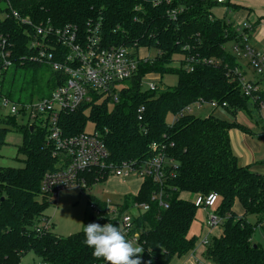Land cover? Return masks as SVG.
I'll list each match as a JSON object with an SVG mask.
<instances>
[{
	"label": "trees",
	"instance_id": "trees-1",
	"mask_svg": "<svg viewBox=\"0 0 264 264\" xmlns=\"http://www.w3.org/2000/svg\"><path fill=\"white\" fill-rule=\"evenodd\" d=\"M7 1L10 10L33 22L49 20L55 27L72 24L81 30L88 22L99 23L105 46L136 43L156 51L123 83L118 103L109 99L98 103L94 96L92 103L59 117L66 137L85 132L90 124L102 136L112 163L145 161L152 156L153 143L167 154L169 178L162 197L167 208L150 201L156 186L149 179L141 184L136 196H124V207L133 202L149 205V210L135 221L140 234L138 245L145 249L143 264L149 260L152 264H172L175 258L194 250L198 237L190 235V229L198 209L192 199L212 192L219 196L215 214L220 219L221 234L208 240L205 259L210 264H264V249L252 241L257 225L264 223V175L238 164L229 141V131L237 124L184 112L197 102H214L233 115L248 109L250 99L243 95L240 83L227 74L228 68L239 67V58L226 44L237 41L239 34L227 18H214L212 9L218 5L207 0H173L170 6L159 7L143 0H0V16L9 12ZM169 8H181L175 19L167 14ZM1 34L10 36L14 43L13 65L2 83L5 96L20 103L34 99H15L14 85L20 80L17 92L26 93L38 85L43 70L49 72L48 94L59 75L45 66L20 60L30 53L20 25L12 18L0 17ZM175 56L181 57L178 68L171 66ZM186 58L194 59L190 72L185 69ZM200 59L219 64H203ZM149 74H174L177 83L161 93L157 89L149 91L141 84ZM256 96L253 103L259 108L264 104V89ZM141 108L138 120L137 110ZM168 116L175 120L168 122ZM5 123L22 134L17 153L24 159L20 168L0 166V264H20L30 252L38 258V264L101 262L103 258H94L92 249L82 243L83 230L57 237L52 234V226L43 228L48 221L44 213L51 202L41 194V181L45 174L55 171L57 159L45 145L46 133L36 125L33 129L17 126L15 118ZM8 131L0 127V148L6 144ZM87 179L89 188L97 184L92 175ZM182 193L189 194L190 199H181ZM235 202L241 205L242 216L235 214ZM249 216L256 217L255 225L248 221Z\"/></svg>",
	"mask_w": 264,
	"mask_h": 264
},
{
	"label": "built area",
	"instance_id": "built-area-1",
	"mask_svg": "<svg viewBox=\"0 0 264 264\" xmlns=\"http://www.w3.org/2000/svg\"><path fill=\"white\" fill-rule=\"evenodd\" d=\"M152 7L162 5L170 6L173 0H143ZM216 5H225L227 0H207ZM5 6L8 13L1 18L14 19L21 28L22 35L26 37V48L30 52L22 56V62H34L50 69L59 75L55 80V87L42 97L31 101L17 102L5 96L2 83L6 72L13 65L12 51L14 43L8 35H0V127H8L5 121L15 118L16 124L21 119V125L38 129L46 133L45 145L52 151L57 159L55 171L48 172L41 181V194L49 202L55 199L61 191L89 189L88 175L94 177L95 183L111 176L119 178H135L141 181L151 180L155 189L151 190L150 201H156L164 208L162 197L167 179V157L164 150L155 143L151 144L152 156L145 161H123L112 163L105 147L102 136L94 128L85 130L78 135L66 137L62 133L59 117L78 110L83 104L92 103L94 96L96 102L109 99L118 103L123 83L137 72L141 62L151 60L145 47L133 45L105 46L102 41L99 23L88 22L81 30L76 25L68 24L55 27L50 21L33 22L30 17H23L18 12L10 10L8 1ZM180 9L169 8L167 14L175 19ZM239 34L237 41L231 43L230 51L240 60L246 62L254 73L264 79V54L255 51L248 41L253 31V25L244 23L240 27L234 26ZM145 49V50H144ZM145 53H143V52ZM156 53V51H155ZM155 56V55H154ZM181 60H179L180 62ZM185 69L192 71L193 58H186ZM203 64L218 65L215 60L200 59ZM226 67V66H225ZM232 80L240 83L243 95L255 102L261 88L248 81L242 74L240 67L227 70ZM143 86L149 91H155L157 85L153 82ZM209 104L217 107L214 102H197L193 106ZM264 105V104H261ZM224 106V105H223ZM191 107L185 113H191ZM142 108L137 110L138 120H141ZM175 118L172 119V122ZM171 175V174H169ZM137 194L133 195L136 196ZM95 198V197H94ZM219 196L212 192L207 195H195L192 204L205 214L203 224L207 228L218 227L220 219L215 214ZM149 210L147 203L133 202L124 207V197L121 202H103L89 198L88 211L90 221L101 225L113 223L124 228L128 239H134L139 244V233L135 230V221ZM44 229L49 230L51 224L45 222ZM37 233L41 231L36 230ZM200 244L206 246L208 240L201 239ZM98 264H106L104 260Z\"/></svg>",
	"mask_w": 264,
	"mask_h": 264
},
{
	"label": "rangeland",
	"instance_id": "rangeland-1",
	"mask_svg": "<svg viewBox=\"0 0 264 264\" xmlns=\"http://www.w3.org/2000/svg\"><path fill=\"white\" fill-rule=\"evenodd\" d=\"M221 6H215L212 12L215 17H222ZM231 43L226 44V48L230 49ZM148 57L152 59L155 55V50L153 48H148ZM177 59H181L179 56H175L174 60L177 63ZM242 61V60H241ZM32 73V72H31ZM41 76L38 81V85L34 88H30L26 93L21 95L17 92L20 87V80H16L15 87L13 91L14 98H38L47 94L49 90V85L47 83L48 71L43 70L40 72ZM149 76V75H147ZM248 77L256 78L259 77L256 73H249ZM153 82L157 85L158 93L170 90L177 83V76L174 74L158 76L157 78L146 79L145 83ZM126 84V83H125ZM144 89L146 86H143ZM252 102V101H251ZM253 103V102H252ZM261 108H257L253 104H248V109L245 111H239L233 115L228 110L222 107H213L209 104H204L200 107L192 106V115L199 118H206L209 115L214 116L222 121L230 124H237V128L234 127L230 129L229 141L232 152L237 158L238 164L252 165L255 162H264V137H260L258 134L260 132V124H254V121L261 120L264 122V105ZM168 122H171V116L167 117ZM171 120V121H170ZM17 126L21 125V119L18 120ZM9 130L5 137V145L0 148V166L1 167H13L20 168L23 166L22 160L24 157L17 153V149L22 141V134L16 129V127L10 125L7 127ZM87 130L91 129V125L88 124ZM115 179V178H111ZM109 180L108 184L97 183L87 190H66L61 191L55 203H51L50 206L45 210V215L50 224H52V234L57 237H67L69 235L75 234L83 230L84 224L90 223V215L88 211V201L90 197H95L96 199L103 202L119 203L121 202L122 195L125 193H136L138 188V182L135 178H121L124 183H119V180ZM114 183V185H111ZM184 199L187 197H183ZM234 212L236 215L242 214V207L238 202L234 204ZM205 214L203 211L198 210L196 214V220L192 224L190 229V235L199 236L202 235L200 221L205 219ZM248 221L255 225L256 222L253 221V216H249ZM264 227H256L255 232L252 235V240L255 244L259 246H264ZM214 231L207 234L208 240L213 238ZM204 256H200L201 264H210L209 261L205 259ZM39 260L33 253H28L23 256L20 260V264H38ZM194 264H199L194 262Z\"/></svg>",
	"mask_w": 264,
	"mask_h": 264
},
{
	"label": "crops",
	"instance_id": "crops-1",
	"mask_svg": "<svg viewBox=\"0 0 264 264\" xmlns=\"http://www.w3.org/2000/svg\"><path fill=\"white\" fill-rule=\"evenodd\" d=\"M220 8L222 9L221 10L222 17L218 18V17H215L213 14L214 18H217V19L227 18L236 27H240L244 23H249V24L253 25V31L250 34L248 44L255 51L264 54V0H227L225 5H222ZM143 53H145V52H143ZM178 60L179 59H177V61ZM171 66L178 68L181 66V64L179 61L177 63L174 61L171 64ZM239 67H240V70H241L243 76L248 81H251L254 84H257L261 89H264V79H262L261 77H256V78L248 77L249 73L251 74V72L252 73H254V72L249 67H247L246 62L244 60L239 61ZM157 77H158L157 75L149 74V76H146V79H152V78H157ZM248 104L254 105V103H252L251 101H249ZM260 108H261V106L259 107V109ZM258 123L260 124V132L258 135L260 137H264V122H262L261 120H259V122L256 120L254 121L255 125H258ZM229 133H230V131H229ZM239 165L248 166V167H250V169L252 171L264 175V162H262V163L255 162L252 165H246V164L239 163ZM111 178H115V179L119 180L120 184L124 183L123 179H121L119 177H115V176H111V177L107 178L104 183L108 184V182ZM115 179H111V180H115ZM135 181L138 182V188L136 190V193H134V194L125 193L122 195V197H124L126 195H135L138 193V190L141 186V181L138 179H136ZM111 185H114V183H111ZM183 197H187V198L184 199ZM180 198L187 200V199H190V195L186 194V193H182V194H180ZM242 215H243V210H242V214L241 215L239 214L238 216H242ZM253 221L256 222V217H254V216H253ZM200 224L202 226L201 227L202 235L199 236L194 250L189 252L187 255H185L181 258H175L172 261V264H194V262H197L199 264L202 263L200 256L201 257L204 256L205 246H202L199 241L203 238H206L208 240L207 234L212 233V231H214V230H215V232H213L214 233L213 237H215V238L219 237L221 234V229L219 227L207 228L204 226L203 221H200ZM258 226L264 227V223L257 225V227ZM262 230H264V229H262ZM260 247L262 249H264V246H260Z\"/></svg>",
	"mask_w": 264,
	"mask_h": 264
},
{
	"label": "clouds",
	"instance_id": "clouds-1",
	"mask_svg": "<svg viewBox=\"0 0 264 264\" xmlns=\"http://www.w3.org/2000/svg\"><path fill=\"white\" fill-rule=\"evenodd\" d=\"M83 233L82 243L92 249L94 258H103L106 264H143L145 249L134 239H128L123 227L111 222L103 225L90 222L84 224ZM146 264H152L151 260Z\"/></svg>",
	"mask_w": 264,
	"mask_h": 264
},
{
	"label": "water",
	"instance_id": "water-1",
	"mask_svg": "<svg viewBox=\"0 0 264 264\" xmlns=\"http://www.w3.org/2000/svg\"><path fill=\"white\" fill-rule=\"evenodd\" d=\"M32 129V128H31Z\"/></svg>",
	"mask_w": 264,
	"mask_h": 264
}]
</instances>
